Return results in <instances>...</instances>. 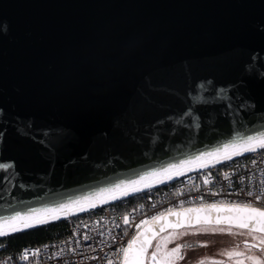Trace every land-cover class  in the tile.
<instances>
[{
	"label": "water",
	"instance_id": "obj_1",
	"mask_svg": "<svg viewBox=\"0 0 264 264\" xmlns=\"http://www.w3.org/2000/svg\"><path fill=\"white\" fill-rule=\"evenodd\" d=\"M261 135L264 0H0L3 232L31 228L8 217L42 225ZM214 206L147 223L129 261L146 247L147 264L168 230L237 228L234 205Z\"/></svg>",
	"mask_w": 264,
	"mask_h": 264
},
{
	"label": "built area",
	"instance_id": "obj_2",
	"mask_svg": "<svg viewBox=\"0 0 264 264\" xmlns=\"http://www.w3.org/2000/svg\"><path fill=\"white\" fill-rule=\"evenodd\" d=\"M130 197L132 201L118 204ZM124 198L81 212L85 215L71 221L68 232L54 240L0 251V264H124L121 249L128 248L154 217L201 205L264 209V148L210 166H196Z\"/></svg>",
	"mask_w": 264,
	"mask_h": 264
},
{
	"label": "snow or ice",
	"instance_id": "obj_3",
	"mask_svg": "<svg viewBox=\"0 0 264 264\" xmlns=\"http://www.w3.org/2000/svg\"><path fill=\"white\" fill-rule=\"evenodd\" d=\"M244 145H246L247 147H245V151H255L256 147H260V148H264V135L261 136H256V137H248L247 140L244 141ZM238 146L237 145H225L224 146V152L227 153L229 149H236ZM233 154L235 155H240L241 153L239 151H233ZM207 156H213V153H207L205 154ZM197 159H203V157H198ZM225 159H231V156L229 155H225ZM175 167V166H173ZM143 179V178H142ZM206 183L208 182L207 180L205 181ZM120 186L117 185V188H119ZM134 191H138V189H134ZM123 195H128L127 192H124ZM249 195H251V193H249ZM117 197H113V199H116ZM256 199H261L260 196H257ZM94 206V205H93ZM62 208H65L67 206H61ZM211 207H215L214 205ZM84 209H81V211H83ZM45 213H49V212H56L57 209H43L41 210ZM227 211L229 212H235L237 213L236 217H226V222L228 223H236V226L239 228H244V229H250L252 232H256L261 234L259 236V246L262 247V250H264V209H260L257 207H252L249 205H244V206H240V205H236L233 207H230L227 209ZM175 214V213H173ZM31 215V214H29ZM57 219L59 217H56ZM161 219L160 217H154L153 221H157ZM29 220V216H21L19 214H17L16 216H12V217H8L6 218L3 223L7 224L9 222H16V221H21L23 222V227L24 228H28V227H33L34 225L28 222ZM47 220H39L38 223H47ZM200 221L197 220V223H199ZM211 221L209 220H205V223H210ZM221 221L219 218H217L216 223L219 224ZM124 223L127 224L128 223V219L125 218ZM142 223H146L142 222ZM180 225H175V227H179ZM20 228H17L15 226L12 227V231H20ZM161 231H163V229H160ZM207 230V229H206ZM219 231L223 232L225 231L224 228H220L218 229ZM229 231L231 229H228ZM212 231H217V229H212ZM7 233L3 232L2 230H0V235H6ZM140 239V237L135 238L133 241L129 242L128 248L126 249H121V251L124 254V264H144V261L142 259V256L146 253L147 248L146 247H141L138 250V255L137 257L133 260V261H129L128 256H129V251L133 248V245L137 242V240ZM147 245L150 246L151 245V241L147 240L146 241ZM245 246L246 247H254V245H248V242L245 241ZM181 251V246L177 245L176 247L172 248L171 251H167L165 250L163 253H161V246L157 245V250L155 252H153L151 254L152 259L155 261L158 255H162L164 257V259L162 261H159L158 264H175V260L174 258H179V259H183L182 256H179V253ZM228 257L231 258L233 256H243L245 255L243 252L240 251H230L227 253ZM246 259L249 261V264H262V261L260 259H258L255 255H250L247 256ZM109 264H111V262H109ZM202 264H204V262H202ZM207 264H220V262L218 261H208ZM237 264H244L243 261H238Z\"/></svg>",
	"mask_w": 264,
	"mask_h": 264
},
{
	"label": "flooded vegetation",
	"instance_id": "obj_4",
	"mask_svg": "<svg viewBox=\"0 0 264 264\" xmlns=\"http://www.w3.org/2000/svg\"><path fill=\"white\" fill-rule=\"evenodd\" d=\"M226 227L231 230L221 232L217 229V231L184 235L185 241L179 253V256H182L183 259L174 258L175 264H202V262L207 264L208 261L213 260L220 262V264H237L238 261L249 264L246 257L250 255H257L258 259L263 258L264 260V250L259 246V236L261 234L252 232L250 229L227 225ZM245 241L248 242V245H254V247H246ZM230 251H240L245 255L229 258L227 253ZM260 252L261 256L258 254Z\"/></svg>",
	"mask_w": 264,
	"mask_h": 264
},
{
	"label": "trees",
	"instance_id": "obj_5",
	"mask_svg": "<svg viewBox=\"0 0 264 264\" xmlns=\"http://www.w3.org/2000/svg\"><path fill=\"white\" fill-rule=\"evenodd\" d=\"M123 201L130 202L132 201V197L124 198L118 204H121ZM82 215H85V213H77L76 215L59 218L54 221L43 223L42 225L12 232L8 235H2L0 236V251H16L26 245L39 244L45 240H54L55 238L65 235L68 232L70 222Z\"/></svg>",
	"mask_w": 264,
	"mask_h": 264
},
{
	"label": "rangeland",
	"instance_id": "obj_6",
	"mask_svg": "<svg viewBox=\"0 0 264 264\" xmlns=\"http://www.w3.org/2000/svg\"><path fill=\"white\" fill-rule=\"evenodd\" d=\"M220 228H224L225 230H228V227H226V225L221 226V225H215V224L214 225L182 227L178 230H168V232H165L157 236V239L150 246L149 248L150 250L148 253V257H147V261H148L147 264H158L159 261H162L164 259L162 255H158L155 261L152 259L151 254L157 250V245L161 246V253H163L165 250L171 251V249L176 247L177 245L181 247L183 246V243L185 241L184 235L191 234V233H203L205 231H212V229H220ZM258 254L261 256V252ZM261 261H262V264H264L263 258L261 259Z\"/></svg>",
	"mask_w": 264,
	"mask_h": 264
},
{
	"label": "bare ground",
	"instance_id": "obj_7",
	"mask_svg": "<svg viewBox=\"0 0 264 264\" xmlns=\"http://www.w3.org/2000/svg\"><path fill=\"white\" fill-rule=\"evenodd\" d=\"M257 148V147H256ZM260 148V147H258ZM239 152L241 153L240 155L242 154H245L246 152H249V151H245L244 149L242 150H239ZM229 156H231V158H234V156H239V155H235V154H228ZM222 160H227L225 159V156H222L220 158H216V159H212L211 161L209 162H206V163H201L200 165H197V167L199 166H210L211 164H214V163H218V162H222ZM196 167V166H194ZM194 167H191V168H194ZM191 168H188L191 169ZM184 171H187V170H184ZM183 171H180V172H177L176 174H172V175H169V176H166V178H162V179H158V180H155V182L153 183H150V184H146L142 187H137V188H134V189H138V191H134V189L130 190V191H126L128 193V195H123V193H121V195H116L115 197H117L116 199H113V197H110L109 199H105V200H99V202H96V203H92V204H89L87 205L86 207H83L81 209H84L83 211H81V209H76V211H71V212H66L65 214H62V215H58L56 217H59V218H65L67 216H70V215H76L77 213H81V212H87L88 210H92V209H97L99 208L100 206L102 205H105V204H110L111 202H115V201H118L120 200L121 198H124V197H127V196H130V195H133L134 193L136 192H140V191H144L145 189H148V188H151V187H155L156 185H160V184H163V183H166V181H169L171 180L172 178H175L179 173H181ZM94 205V206H93ZM54 217V218H51L49 220H47L48 222L51 220V221H54L56 220L57 218ZM58 218V219H59ZM10 231L12 230H9L8 232H5V233H9ZM6 234V235H7Z\"/></svg>",
	"mask_w": 264,
	"mask_h": 264
}]
</instances>
